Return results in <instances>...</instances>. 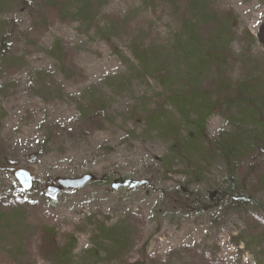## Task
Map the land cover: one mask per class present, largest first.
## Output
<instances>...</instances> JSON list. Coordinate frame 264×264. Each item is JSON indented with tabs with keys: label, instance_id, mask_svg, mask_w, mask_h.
<instances>
[{
	"label": "rangeland",
	"instance_id": "374dc122",
	"mask_svg": "<svg viewBox=\"0 0 264 264\" xmlns=\"http://www.w3.org/2000/svg\"><path fill=\"white\" fill-rule=\"evenodd\" d=\"M40 1L18 0L0 12V21L12 22L4 35L18 59L6 67L0 62V197L25 202L18 210L6 207L8 222L0 221V228L14 229L0 239V264H57L55 248L40 243L44 228L53 231L56 247L72 246L69 264H264V243L250 237L246 207L223 195V164L208 160L198 174L171 153L169 138L143 121L180 82L166 84L140 70L131 49H152L154 59L161 55L160 62L182 75L184 64L168 56L184 39L181 14L162 0H101L85 26L70 17L76 1L62 19L39 12ZM208 7L230 20V55L221 68L227 80L262 77L264 0H208ZM57 41L68 46L64 65L50 51ZM211 77L214 69H205L203 79ZM92 103L100 105L99 118L92 126L80 123L79 105ZM165 110L185 136L175 109ZM223 131H230L226 120L211 115L205 134L213 139ZM18 170L33 176L29 191L17 183ZM86 174L93 181L80 189L57 184ZM50 187L57 191L49 194ZM174 192L182 197L176 205ZM257 197L264 204V189ZM130 218L134 230L125 222ZM95 219L131 230L119 258H105L109 243L96 242Z\"/></svg>",
	"mask_w": 264,
	"mask_h": 264
},
{
	"label": "trees",
	"instance_id": "16d2710c",
	"mask_svg": "<svg viewBox=\"0 0 264 264\" xmlns=\"http://www.w3.org/2000/svg\"><path fill=\"white\" fill-rule=\"evenodd\" d=\"M16 1L18 2V0H0V12L3 11V7H10ZM70 1L72 0H42L38 4L39 12L48 10L62 19L63 13L68 12L70 8ZM73 1H76L77 9L70 17L85 26L91 24L99 11L101 0ZM162 1L168 2L173 10L183 17L182 38L184 39L175 43L168 56H177L178 66L184 64L185 68L180 75L179 72L173 71V67L165 66L167 63L163 64L159 61V58L162 59L161 55L154 59L155 52L152 49L132 47L140 70L153 71L166 84L174 79L180 82V88L171 90L175 92L157 99L156 107L143 117L144 124L149 129H158L163 136L169 138L171 153L186 165L194 167L198 174L208 160L220 161L225 168L226 176L223 195L237 204L240 202L244 204L245 220L253 221L249 224L250 237H257L264 243V217L260 218L255 213L256 210H260L264 214V204L257 197V194L264 189V75L237 83L227 80L221 68L227 63L230 55L225 44L231 37L230 20L220 19L214 14L208 7V0ZM11 23L6 20L0 21L2 31L0 62L3 61L5 67L18 62L12 53L10 37L4 35L5 29L12 26ZM67 48L68 46L62 41H57L50 49L63 65L64 52ZM210 68L214 69V77L203 79V71ZM46 82L43 79L42 85ZM168 105L175 109L188 130L185 136L166 114L165 108ZM79 106L78 121L92 126L94 124L92 122L99 118V113L102 112L98 109L100 105L92 103L86 107ZM214 114L226 120L230 131H223L215 138L209 139L205 134V126L207 119ZM181 199L182 197L174 192V198H170V201L176 205ZM15 205L23 207L25 202L16 199L7 204L5 198L0 197V221L2 218L7 221L9 211L19 209ZM6 207H9V211ZM132 216L136 217L138 222L142 220V217ZM125 222L134 230L135 227L131 225L132 218ZM6 225L8 224L0 228V239L6 236L4 232L14 231L11 226ZM123 227L119 223L106 226L105 222L95 219L96 242L109 243L105 251L107 260L119 258L129 244L127 241L131 230ZM42 233L40 243L56 250L55 263L69 264L72 246L66 244L58 248L54 244V233L51 229L44 228ZM22 235L20 231V238ZM27 249L29 253L31 248L28 246ZM50 251L52 252V248ZM207 260L209 264H222L216 259Z\"/></svg>",
	"mask_w": 264,
	"mask_h": 264
},
{
	"label": "water",
	"instance_id": "95a60500",
	"mask_svg": "<svg viewBox=\"0 0 264 264\" xmlns=\"http://www.w3.org/2000/svg\"><path fill=\"white\" fill-rule=\"evenodd\" d=\"M14 177L17 183L24 191H29L34 184V178L28 171L18 170L14 173ZM92 181H93V176L90 174H86L75 179H59L57 181V184L61 189L64 190H77L84 187L85 185L89 184ZM56 191H57L56 187H50L48 189L49 194H53Z\"/></svg>",
	"mask_w": 264,
	"mask_h": 264
}]
</instances>
